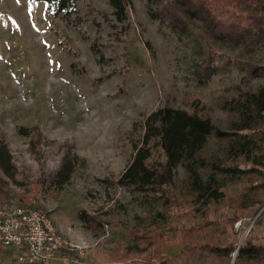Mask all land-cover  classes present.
Masks as SVG:
<instances>
[{"label":"rangeland","instance_id":"rangeland-1","mask_svg":"<svg viewBox=\"0 0 264 264\" xmlns=\"http://www.w3.org/2000/svg\"><path fill=\"white\" fill-rule=\"evenodd\" d=\"M71 1L74 9L62 10L0 0V150L8 148L13 166L11 177L0 167V209L48 216L73 245L49 264H235L240 246H264V196L253 208L242 203L257 177L227 182L224 199L207 209L192 203L182 167L175 185L155 195L118 185L146 118L160 108L231 131L237 117L224 101L249 63L264 64V46L223 47L201 21L179 33L175 20L150 17L148 0H128L124 22L109 0ZM154 2L160 12L171 0ZM260 87L264 78L245 85ZM228 147L212 137L203 156L225 160ZM212 245L235 251L226 258ZM22 250L0 248V264H32L20 262Z\"/></svg>","mask_w":264,"mask_h":264},{"label":"trees","instance_id":"trees-1","mask_svg":"<svg viewBox=\"0 0 264 264\" xmlns=\"http://www.w3.org/2000/svg\"><path fill=\"white\" fill-rule=\"evenodd\" d=\"M49 6L58 0H45ZM150 17L157 21H173V29H184L195 21L207 25L212 39L223 47L256 53L264 46V0H171L162 10L153 9L154 0H148ZM121 22L127 19L128 0H109ZM62 10L75 2L59 0ZM189 25V26H188ZM219 69L206 71L213 77ZM242 83L235 94L226 99L223 110L237 117L231 131L217 128L210 118L197 113L170 107L152 112L145 120L141 146H136L133 160L118 181V185L134 194L155 195L158 189L175 185L177 170L182 167L187 176L192 203L207 209L215 201L224 199L227 182L243 183L257 177L243 197L246 207H256L264 196V87L245 89V85L264 78V64L249 63ZM244 83V85H243ZM226 142L229 147L225 160H212L203 153L210 138ZM155 149L161 159L155 158ZM241 163L250 167H242ZM0 167L11 177L12 158L7 147L0 150ZM66 173H71L69 166ZM263 172V173H262ZM251 195L252 197H250ZM264 200V199H263ZM264 205V204H263ZM160 214V213H159ZM211 253L230 257L235 250L211 246ZM235 264H264V246L247 242L237 250Z\"/></svg>","mask_w":264,"mask_h":264},{"label":"built area","instance_id":"built-area-1","mask_svg":"<svg viewBox=\"0 0 264 264\" xmlns=\"http://www.w3.org/2000/svg\"><path fill=\"white\" fill-rule=\"evenodd\" d=\"M43 212L26 207L0 209V248H20V262L49 264L62 249H71Z\"/></svg>","mask_w":264,"mask_h":264},{"label":"water","instance_id":"water-1","mask_svg":"<svg viewBox=\"0 0 264 264\" xmlns=\"http://www.w3.org/2000/svg\"><path fill=\"white\" fill-rule=\"evenodd\" d=\"M237 256H238V253L235 255V258H234V260H236Z\"/></svg>","mask_w":264,"mask_h":264}]
</instances>
